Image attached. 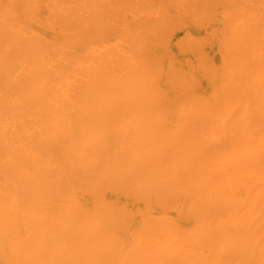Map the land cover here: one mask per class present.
<instances>
[{
  "label": "bare ground",
  "instance_id": "1",
  "mask_svg": "<svg viewBox=\"0 0 264 264\" xmlns=\"http://www.w3.org/2000/svg\"><path fill=\"white\" fill-rule=\"evenodd\" d=\"M0 264H264V0H0Z\"/></svg>",
  "mask_w": 264,
  "mask_h": 264
}]
</instances>
